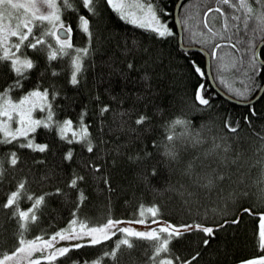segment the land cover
<instances>
[{
    "label": "snow or ice",
    "instance_id": "obj_1",
    "mask_svg": "<svg viewBox=\"0 0 264 264\" xmlns=\"http://www.w3.org/2000/svg\"><path fill=\"white\" fill-rule=\"evenodd\" d=\"M182 7L173 18L162 0H0V184L12 183L6 176L19 168L22 151L45 166L16 179L0 202L6 216L0 264H122L123 254L141 242V264H193L201 252L186 254L176 245L199 234L197 246L210 248L218 230L238 224L244 213L256 217V245L264 252V184L256 197L259 207H240V214L226 218L230 205L250 196L253 165H261L264 180V116L248 107L235 120L226 115L217 130L212 120L195 125L187 110L212 108L217 93L210 75L247 106L260 87L257 80L264 79V49L257 52V44L264 45V0H213L210 6L188 0ZM106 12L144 30L152 41L176 35L174 23L185 29L188 47L178 54L187 53L188 70L196 77L191 99L174 95L178 109L173 102L172 111L158 104L149 110V98L159 90L147 65L164 57L142 38L125 35L123 46L117 45L123 57L118 63L102 50ZM77 33L83 37L79 43ZM198 46L214 71L192 53ZM229 72L245 86L234 87L224 75ZM245 128L251 137L240 134ZM121 162L142 187L127 217L110 211L111 169ZM32 182L47 189L32 191ZM90 183L106 195L109 210L102 220L81 215ZM144 191L174 194L189 213L196 208V216L166 218L158 200L145 202ZM60 199L68 206L63 226L34 231L46 210L52 211L50 201ZM234 264H264V254L236 258Z\"/></svg>",
    "mask_w": 264,
    "mask_h": 264
},
{
    "label": "trees",
    "instance_id": "obj_2",
    "mask_svg": "<svg viewBox=\"0 0 264 264\" xmlns=\"http://www.w3.org/2000/svg\"><path fill=\"white\" fill-rule=\"evenodd\" d=\"M162 2L166 7L172 9L173 15L177 0H162ZM196 2L197 0H192L193 4H195ZM212 2L213 0H207L209 6ZM184 3H188V0H183L179 7L178 14H182V5ZM102 23L107 24V27L102 29L104 37L107 38L102 46V50L107 51V53L114 59H116L118 63L123 59V57L120 50L117 48V45L119 44L121 45V47L123 46V39L125 35L128 36L129 40H131L133 36L142 38L145 44L150 43L152 45V49L154 52L163 55V63H156L154 65L150 63L149 65H147L148 70L151 71L154 75L153 84H155L159 90L156 93L154 99L151 97L149 98L150 100H152V103L149 104V110H151L153 104H158L161 107L172 111L174 109L169 108V105L173 102L175 103L176 109H178L180 107V102L179 99L173 101L174 95H186L187 98L191 99L192 89L196 83V77L193 76L188 70V64L185 59L187 53H185L184 55L178 54L182 48L178 43V32L175 23L174 31L176 35L172 36L171 38L165 39L163 42L152 41L150 34L144 32V30L138 29L137 26H133L130 23L123 21L114 13L106 12L105 21H103ZM181 36L184 37V39L181 40L182 44L188 46V33L182 27ZM75 39L79 43L82 41L83 37L77 33L75 35ZM192 43L196 42L193 41ZM200 47L203 48V46ZM261 49H264V45L260 48L259 52L261 51ZM191 51L198 60L203 61V64L205 66V58L202 52L194 49H191ZM221 51H227V49L222 48ZM137 63H142L141 58H137ZM214 68V65L210 66L209 61L210 72L214 71ZM133 75L135 76L137 75V73H133ZM224 75L226 76V79H228L233 84L234 87L242 88L245 86L244 82L240 79H236V77L232 73H224ZM213 81L216 86L226 95L235 100L241 101L239 98H235L233 93L228 92L227 89L218 82V80L213 79ZM257 82L261 87L264 83V79H258ZM259 88L254 89L251 95L248 96L247 100L254 97ZM248 107H255L257 113L264 116V91L254 103L247 106L231 102L217 93V95L214 97L212 108L207 110L206 112H197L191 108L187 110L191 112L189 119L192 120L195 125H199L204 121L212 120L216 125V129L218 130L222 127V122L226 115L231 114L233 120H235V118L237 116H240L241 113H246L248 111ZM260 124V121H257L254 124L257 131H260ZM240 134L242 136H252L251 129L249 128H245L244 131ZM195 151L196 150H191V154H195ZM35 158V156L31 155L27 151L21 152L22 162L19 168H17L15 172L10 169L6 176V179H11L12 183L0 184V202L4 200L6 192L10 190L12 186H14L16 179H18L20 176H23L25 174L31 176L33 171L42 172L45 170V166L43 164L33 163ZM254 158L255 157H253V159ZM77 159H79V157H77ZM108 159L110 162L111 157H109ZM49 162L51 163V158ZM248 163L251 164L252 161L249 160ZM260 169V164H255L252 166L251 172L249 174V184L251 188L250 196L235 205H230L228 208V216L226 218H231L232 213L240 214V207L247 208L253 205L259 207L256 197L258 194L259 185L264 184V180H261ZM66 171H70V169H67ZM111 171L115 192L112 194L110 211L117 217L132 216L136 204V197L140 195L142 187L138 186V182L134 179L132 170L128 165L121 162L117 167H113ZM55 182L56 181H53V183ZM46 189L47 186H45L44 189H41L40 185L35 182H32L30 185V190L37 193ZM89 193L90 199L82 207L81 215H87L94 220H102L106 211L109 210L108 206L106 205V195L101 194L99 189L91 183L89 184ZM143 199L145 200V202H150L153 199L158 200L162 205L163 214L165 215V217L172 218L177 221H186L189 216H196L197 213L196 208H193L191 213H189L187 207L182 206L179 198L171 193L159 195L154 194L151 191H144ZM27 203V201H24L25 206H27ZM67 207V204H65L62 199H60L59 201H50L49 208L52 209V211L48 212L46 210L42 222L35 227L34 231H38L40 228H47L49 224H51L52 227H55L57 224L63 226V224L66 222V217L68 216V211L65 210L67 209ZM5 219V212L3 208H0V247L6 246L4 244V228L6 226ZM217 221L219 222V217H217ZM256 226V217L252 216L251 214L244 213L241 214V221L238 224L224 225L223 229L218 230L217 238L212 243V246L210 248H201L197 246L196 241L200 239L199 234L186 237V239L180 241L176 246L186 254H191L195 251L201 252V256L198 257L193 262V264H234V260L236 258H246L252 255L264 254V252H261L256 245ZM7 227L9 230V234L7 237L8 244H11L12 239L10 233L12 231V228L11 225H7ZM145 247L146 245L141 242L132 252H125L122 258V264H141V261L145 259V257L143 256ZM79 251L80 250H74V254L78 253ZM89 251V249H84L85 253ZM64 264H68V262L64 261Z\"/></svg>",
    "mask_w": 264,
    "mask_h": 264
},
{
    "label": "water",
    "instance_id": "obj_3",
    "mask_svg": "<svg viewBox=\"0 0 264 264\" xmlns=\"http://www.w3.org/2000/svg\"><path fill=\"white\" fill-rule=\"evenodd\" d=\"M183 2V0H177L176 4H175V7H174V11H173V16L175 17L176 15H178V11H179V7L181 5V3ZM176 24V27H177V32H178V43L180 45L181 48H186L188 47L187 45H183L182 42H181V25L177 22L175 23ZM263 45L261 44H258L257 45V52H259L260 48L262 47ZM191 49H194V50H199L200 52H202V54L204 55V58H205V67L210 71L209 69V60H208V53L207 51H204L203 48H200V47H192ZM208 80L210 81L213 89L221 96H223L224 98L228 99L229 101L231 102H234L236 104H239V105H245L242 101H238V100H235L231 97H229L228 95H226L224 92H222L217 86L216 84L214 83L211 75L208 77ZM264 91V83L263 85L259 88V90L257 91V93L254 95V97H252L251 99L247 100V105L249 104H252L254 103L259 97L260 95L262 94V92Z\"/></svg>",
    "mask_w": 264,
    "mask_h": 264
}]
</instances>
